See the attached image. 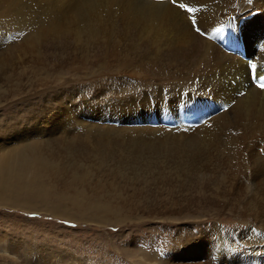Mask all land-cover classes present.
<instances>
[{
	"label": "rangeland",
	"instance_id": "374dc122",
	"mask_svg": "<svg viewBox=\"0 0 264 264\" xmlns=\"http://www.w3.org/2000/svg\"><path fill=\"white\" fill-rule=\"evenodd\" d=\"M146 1L177 6L173 0ZM107 11L96 5L95 0H0L1 151L15 147L21 139L46 140L42 130L33 131L38 117L42 123V120L48 121L47 116L54 119L59 111L70 108L75 112L81 101L107 94L108 82L114 86L124 84L122 87L128 91L139 85L145 74L141 68L131 66L132 56L126 53L134 35H129L121 14H115L113 24L107 22ZM111 29L118 33H112ZM195 32L199 33V29ZM91 33L95 37H90ZM231 38L236 41L231 42L235 49L238 39L233 34ZM141 40L148 43V35ZM59 43H65L66 49ZM217 43L222 46V42ZM228 50L239 57L242 55L237 49L229 47ZM113 54L129 62H121ZM149 55L155 57L152 50ZM71 99L78 105L69 103ZM224 110H217L208 122L200 121L193 132H199ZM85 111L90 117L94 113L81 107L76 114L82 116ZM163 113L159 108L154 116H145L141 124L128 121L121 124L115 119L107 122L104 118H93L77 127L69 122L73 127L66 129L72 133H63L66 135L63 138L87 146L92 138L85 139L88 136L85 131H94L116 141L126 156L140 140L175 146L170 141L176 142L183 136L175 134L178 133L176 126L160 122ZM122 127L143 130L130 133ZM49 128L56 129L60 135L56 136L64 140L58 132L63 129L59 122ZM244 130L246 125L240 123L230 126L226 132L233 131L238 138ZM122 140L129 141V146H123L119 142ZM223 141L229 147L219 144L216 137L210 140L207 136L202 145L197 144L198 152L192 150L193 155L206 157L207 166L202 169V175L187 174L180 179L146 177V172L138 170L143 167L138 163L136 172L127 174L83 169L78 182H72L73 171L68 168L63 172V182L53 181L51 177L46 179L45 175V188L54 198L62 199L58 208L61 214L48 210L44 206L47 202L40 205L41 200L38 206L25 205V202L16 205L0 198V264H202L203 257L199 262L187 250L178 255L180 251L176 250L175 242L200 228H207L212 237L214 226L233 236L235 248H244L249 236L256 237L263 232L260 225H264V189L258 188L257 195L244 173L235 165L223 162L224 150L233 146L231 140L224 137ZM203 145L209 153L204 152ZM142 153L139 151L137 155ZM154 155L167 160L163 152ZM169 162L178 171L185 172L177 156ZM87 163L84 162L85 166H89ZM73 202L80 207L72 205ZM96 209L106 212L95 216ZM241 232L246 233L245 241L241 239ZM3 248L6 255L1 251Z\"/></svg>",
	"mask_w": 264,
	"mask_h": 264
},
{
	"label": "bare ground",
	"instance_id": "6f19581e",
	"mask_svg": "<svg viewBox=\"0 0 264 264\" xmlns=\"http://www.w3.org/2000/svg\"><path fill=\"white\" fill-rule=\"evenodd\" d=\"M176 2L175 7L170 3L156 5L146 0H95L96 5L108 10L107 22L113 24L115 14L122 15L126 30L129 35H134L126 53L132 56L131 66L141 68L145 76L139 85L129 91L122 87L124 84L115 83L114 86L108 82L110 87L106 90H110V94L87 98L76 107L77 102L68 100L76 108L75 112L70 108L59 111L54 119L47 116L48 121L42 120V123L38 117V125L34 126L35 122H32L35 128L33 131L42 130V137L47 136L46 140L41 137L40 141L31 142L21 139L20 142L15 141L18 145L6 151H1L3 147H0V191L4 193H0L2 201L38 206L41 200L40 205L47 202L44 206L48 210L61 214L58 208H61L62 199L54 198L49 193L43 177L46 175V179L51 177L53 181L63 182V172L67 168L73 171L72 182L81 181L79 172L83 169L102 174H115L116 171L127 174L129 171L136 172L137 163L143 166L138 170L146 172V177L180 179L187 174L202 175V169L207 166L206 157L203 154L193 155L192 150L198 152L197 144L202 145L207 136L210 140L216 137L217 142L225 147H229V143L223 141L224 137L231 140L233 146L224 150L223 162L235 165L239 172L244 173L247 180L252 181L257 195L260 192L258 188L264 189V87H261L264 84V11H261L264 9V0ZM180 4H184L185 8H181ZM189 8L193 11L189 12ZM88 14L91 15V11ZM197 29L199 33L195 32ZM111 31L118 33L115 29ZM127 34L123 33L124 36ZM231 34L238 39V47L235 49L242 51L240 57L227 50L224 44L225 39L231 38ZM147 35L149 42L144 44L141 38ZM89 36L95 37L92 33ZM218 41L222 42V46ZM59 46L66 49L65 43H59ZM228 47L235 50L231 43ZM149 50L154 53V58L150 57ZM116 58L121 62H129L123 57ZM81 107L94 113L91 117L87 111L82 116L77 115L76 110ZM159 108L164 112L160 122L176 126L178 133L175 134L183 136L176 142L170 141L175 146L166 147L161 144L162 141L157 145L151 140L152 144L140 140L132 145L129 156H126L124 151L118 149L116 141L94 131H85L88 134L85 139L92 138L88 147L79 141L63 138L72 133L66 129L73 127L69 122L77 127L87 124L93 118H104L107 122L115 119L121 124L126 121L129 124H141L145 116H154ZM219 109L226 111L216 115L199 132H193L194 126L208 122ZM61 117L64 119L60 122ZM82 117L84 120H81ZM58 122L63 127L58 130L63 141L56 136V129L49 128ZM240 123L246 125L247 131L244 130L238 138L234 137L233 131L226 132L230 126ZM121 129L130 130V133L143 130ZM119 142L129 146V141ZM188 143H191L190 148L185 147ZM203 148L205 153H209L205 145ZM139 151L144 153L139 156ZM219 151L220 148L215 152ZM162 152L167 160L154 155ZM173 156L183 162L185 172L178 171L169 162ZM84 162H89V166H85ZM72 205L80 207L77 202ZM96 211L95 216L106 212L105 209ZM260 228L263 232L256 237L249 236L247 241L244 239L246 233H240L241 239L248 243L244 248H235L233 236L217 226L211 228L212 237L207 228H200L197 232L189 231L185 238H177L175 248L180 251L178 255L187 250L199 262L205 260L202 264H264V225H260ZM1 251L6 255L4 248Z\"/></svg>",
	"mask_w": 264,
	"mask_h": 264
},
{
	"label": "snow or ice",
	"instance_id": "6c2138e0",
	"mask_svg": "<svg viewBox=\"0 0 264 264\" xmlns=\"http://www.w3.org/2000/svg\"><path fill=\"white\" fill-rule=\"evenodd\" d=\"M173 2H176V0H173ZM180 7L181 8H185V5L184 4H180ZM189 12L193 11V9L189 8L187 9ZM261 87H264V84L261 85Z\"/></svg>",
	"mask_w": 264,
	"mask_h": 264
}]
</instances>
